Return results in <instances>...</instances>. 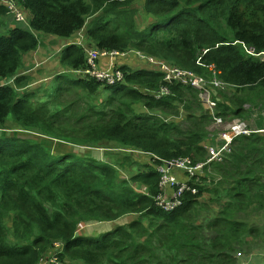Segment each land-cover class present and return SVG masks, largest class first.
I'll use <instances>...</instances> for the list:
<instances>
[{
	"label": "trees",
	"instance_id": "obj_1",
	"mask_svg": "<svg viewBox=\"0 0 264 264\" xmlns=\"http://www.w3.org/2000/svg\"><path fill=\"white\" fill-rule=\"evenodd\" d=\"M138 1L18 0L30 30L3 31L9 11L0 0V129L11 118L16 129L85 150L58 153L31 138L0 134V264H40L56 244L60 264H238V254L264 244V132L237 138L222 163L191 181L174 171L197 194L186 192L171 213L157 207V166L206 162V145L215 142L213 117L199 90L167 82L135 54L207 80L214 65L217 77L233 86L213 95L216 115L249 120L247 104L264 109V0H143L144 29L133 8ZM82 32L88 49L72 42ZM38 33L70 42L61 67L80 75L73 83L78 97L109 92L106 106L78 111L19 99L18 90L29 86L24 57L40 48ZM90 49L130 52L133 58L115 63L124 83L109 86L79 74ZM165 86L169 94L158 96ZM257 126L264 130L263 115ZM107 147L120 153L107 152L106 161L91 155ZM106 223L115 225L100 240L84 233Z\"/></svg>",
	"mask_w": 264,
	"mask_h": 264
},
{
	"label": "rangeland",
	"instance_id": "obj_2",
	"mask_svg": "<svg viewBox=\"0 0 264 264\" xmlns=\"http://www.w3.org/2000/svg\"><path fill=\"white\" fill-rule=\"evenodd\" d=\"M143 0L138 1L133 5L134 9H137L138 12L136 19L140 28L144 29L148 23V17L144 16V11L142 8ZM22 10V9H21ZM23 11V10H22ZM24 17L27 21L25 24H18L14 21L12 16L8 14V16L4 19L6 24L3 25L1 30L7 29H15L17 27H21L25 30H30L29 28V18L28 15L23 11ZM38 39L40 41V48L34 52L29 53L24 57V61L26 66H23L24 74L22 76L29 77V84L32 85V89H25L23 91H19V99L23 97H27L31 100L30 105H46L48 102H52L51 105H74V109L78 111L86 110L89 105H103L106 106L108 104V98L110 97L109 92L99 93L98 95H92L87 92L82 93V97H78V91L76 92V88L73 85L76 81H78L81 77L73 73L68 68L61 67L60 63V56L62 51L66 50L70 42L64 38L55 37L52 35H48L45 33H38ZM55 37V39H53ZM72 42L82 44L88 49V42H86L85 34L82 32L80 33ZM135 61V60H133ZM137 62V61H135ZM136 63H132L130 67L132 69H136L141 67V65L134 66ZM134 66V67H133ZM106 68V65H105ZM52 74V75H51ZM230 92V91H229ZM80 95V94H79ZM99 100V102H98ZM98 102V103H97ZM101 107V106H100ZM247 111L252 114L249 120L246 122L249 124L251 129L259 130L257 126V120L260 115L264 116V109L262 110L261 107L252 106L247 104L246 107ZM250 108V109H249ZM140 111H145L142 108H137ZM106 111V110H105ZM107 112V111H106ZM170 119H174L175 121H181L178 117H171ZM245 121V120H244ZM16 126L13 124L11 118H8L7 127L5 129H0V134H6L11 137H17L22 139L31 138L33 140L38 141L43 145L51 146L54 151L61 153H79L85 152L83 148L75 147V145L61 143L56 140L50 139L48 137L42 136L37 132L29 131V130H19L15 128ZM264 132V131H259ZM43 137V138H42ZM228 138L225 140L227 143ZM206 147L210 150L211 145L209 142L207 143ZM108 151L104 148L94 149L93 155L96 159L100 161H106V153H120L116 150L110 149L107 147ZM138 159H142L141 157H137ZM148 164L150 161L155 163L154 161L150 160V157H144ZM159 167V166H157ZM129 180V178H128ZM133 186V184H131ZM125 219L119 222V225L125 223ZM118 223V222H116ZM115 224H93L86 228H84V233L92 234L96 233L99 235V240L101 238L100 234L106 233L112 229ZM56 249L53 252L46 255L44 258V262L41 264H51V260L56 255ZM238 258V264H264V244L261 242H255L252 244V250L249 254L242 252V255ZM71 264V263H69Z\"/></svg>",
	"mask_w": 264,
	"mask_h": 264
},
{
	"label": "built area",
	"instance_id": "obj_3",
	"mask_svg": "<svg viewBox=\"0 0 264 264\" xmlns=\"http://www.w3.org/2000/svg\"><path fill=\"white\" fill-rule=\"evenodd\" d=\"M7 5L8 11L14 21L18 24L27 23L25 15L18 5V0H3ZM82 46V44H77ZM249 54L256 56L255 51L250 49ZM140 57V61L150 69L156 72L163 73L165 75V80L171 84L174 82H181L184 85H190L194 89L201 92V99L204 105L212 113L213 122L209 128L210 137L214 139V144L211 145V149L208 151L207 161L204 163H199L193 165L190 159H184L179 161L164 162L162 166H159L157 170L162 173L160 188L162 190V195L158 196L156 199V205L161 210L165 212H173L182 206V197L186 192H191L193 195L197 194V190H194L187 183H181L174 171H184L188 176L189 181L194 177L202 176L206 171V168L212 163H222L224 155L230 153V148L233 142L241 136H250L253 133H259V131L264 130H254L251 129L249 124L241 119H232L226 121L221 117L216 115L217 102L213 99L214 91L228 92L232 85L221 81L217 76L220 72L217 68L212 65L209 67L210 72L213 74V79L207 80L202 77H198L193 72L180 71L176 68L170 67L164 62H160L151 57H145L141 53H135ZM260 56V55H258ZM133 58L130 52L121 53L119 51H106L98 49L87 50V66L84 70L78 71L79 74L88 77L89 79H94L99 83H103L109 86H116L118 84L124 83L125 75L120 70V67H116L115 63L118 59L123 58ZM108 59V60H107ZM107 60L109 62V67L103 69L99 67L98 61ZM264 61V54H263ZM201 65L200 63H198ZM169 94L168 88L162 87L158 92V96ZM228 138L227 143L225 140ZM173 189L177 191L172 192ZM168 190H171L168 191ZM56 255L62 250V246L59 244L55 245ZM51 260V264H60L57 260V256ZM240 257L241 254H238ZM44 262V260L42 261ZM41 262V263H42ZM40 263V264H41Z\"/></svg>",
	"mask_w": 264,
	"mask_h": 264
},
{
	"label": "crops",
	"instance_id": "obj_4",
	"mask_svg": "<svg viewBox=\"0 0 264 264\" xmlns=\"http://www.w3.org/2000/svg\"><path fill=\"white\" fill-rule=\"evenodd\" d=\"M102 64L103 65H106L107 64V60H102ZM52 75V74H51ZM32 85L33 84H29V86H27V87H25V88H23V89H20V91H23V90H25V89H32L33 87H32ZM122 221V220H121ZM107 224V223H106ZM110 224H112V223H110ZM101 225V224H100Z\"/></svg>",
	"mask_w": 264,
	"mask_h": 264
},
{
	"label": "clouds",
	"instance_id": "obj_5",
	"mask_svg": "<svg viewBox=\"0 0 264 264\" xmlns=\"http://www.w3.org/2000/svg\"><path fill=\"white\" fill-rule=\"evenodd\" d=\"M214 92H215V91H214ZM216 92H218V91H216ZM214 95H215V94H214ZM215 96H216V95H215ZM206 150H207V147H206ZM207 158H208V157H207ZM206 161H207V160H206ZM212 164H214V163H212ZM210 165H211V164H210ZM210 165H209V166H210ZM205 172H206V171H205Z\"/></svg>",
	"mask_w": 264,
	"mask_h": 264
},
{
	"label": "water",
	"instance_id": "obj_6",
	"mask_svg": "<svg viewBox=\"0 0 264 264\" xmlns=\"http://www.w3.org/2000/svg\"><path fill=\"white\" fill-rule=\"evenodd\" d=\"M214 94L217 96L218 95V92L215 91Z\"/></svg>",
	"mask_w": 264,
	"mask_h": 264
},
{
	"label": "bare ground",
	"instance_id": "obj_7",
	"mask_svg": "<svg viewBox=\"0 0 264 264\" xmlns=\"http://www.w3.org/2000/svg\"><path fill=\"white\" fill-rule=\"evenodd\" d=\"M193 88V87H192Z\"/></svg>",
	"mask_w": 264,
	"mask_h": 264
}]
</instances>
